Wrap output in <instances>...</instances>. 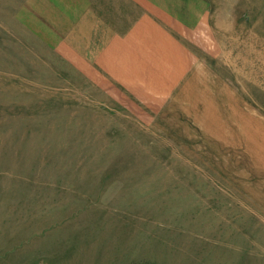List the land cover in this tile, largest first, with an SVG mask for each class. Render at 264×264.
Here are the masks:
<instances>
[{
	"label": "rangeland",
	"instance_id": "374dc122",
	"mask_svg": "<svg viewBox=\"0 0 264 264\" xmlns=\"http://www.w3.org/2000/svg\"><path fill=\"white\" fill-rule=\"evenodd\" d=\"M0 264H264V0H0Z\"/></svg>",
	"mask_w": 264,
	"mask_h": 264
},
{
	"label": "bare ground",
	"instance_id": "6f19581e",
	"mask_svg": "<svg viewBox=\"0 0 264 264\" xmlns=\"http://www.w3.org/2000/svg\"><path fill=\"white\" fill-rule=\"evenodd\" d=\"M51 12V11H50Z\"/></svg>",
	"mask_w": 264,
	"mask_h": 264
}]
</instances>
